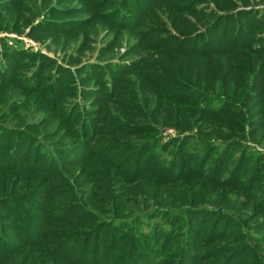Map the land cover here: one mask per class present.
I'll use <instances>...</instances> for the list:
<instances>
[{"label": "trees", "instance_id": "trees-1", "mask_svg": "<svg viewBox=\"0 0 264 264\" xmlns=\"http://www.w3.org/2000/svg\"><path fill=\"white\" fill-rule=\"evenodd\" d=\"M21 1L0 30L84 38H0V264H264V0Z\"/></svg>", "mask_w": 264, "mask_h": 264}, {"label": "rangeland", "instance_id": "rangeland-1", "mask_svg": "<svg viewBox=\"0 0 264 264\" xmlns=\"http://www.w3.org/2000/svg\"><path fill=\"white\" fill-rule=\"evenodd\" d=\"M19 1V0H18ZM24 3L21 1V6L22 8L24 7L25 10H29L31 8H34L38 5L41 4V2L43 0H23ZM4 2V1H3ZM27 2L29 3L27 5ZM77 2H79V0H65V3H62L60 5V7H66V5L68 4H77ZM45 4V3H43ZM21 6H19L18 8H20ZM256 7H262V6H258L255 5ZM252 6H247V8H251ZM17 8V10H18ZM239 8H242L239 7ZM5 13V11H4ZM3 13V14H4ZM57 19H65L67 17H56ZM39 18H37L35 21H37ZM68 20V19H67ZM38 22V21H37ZM236 25V22H233V26ZM94 26V25H93ZM30 30V27H27L24 32L22 34H17L14 32H7L5 29L4 30H0V38L3 39H7V42L9 44H16V41L14 39H18L19 41H22L21 43L25 45V47H30L33 50H41L45 53H48L49 55H51L52 57L58 59V62L63 63L65 62V65H68L67 59H65V57H67L68 54H70L71 52L74 54L75 58L77 56V51L75 50V47H77L80 39L84 38V35H80L81 36L79 39L77 38L76 35H73L72 37H66V36H60L58 35V33H53V32H39L36 33V35H30L27 34ZM51 30H55V29H51ZM110 30L111 27L110 25L103 23V25L101 26V24L98 26H94L93 28L91 27L89 29V33L88 36L91 38V40H89L92 48L88 51V53L82 58L84 60V62H95L97 60V56H98V49L99 47L105 44H108L109 41L108 39L112 37V35H110ZM127 33V32H126ZM108 34V35H107ZM76 36V37H74ZM106 36H108L106 39H104ZM38 37V38H35ZM104 39V41H103ZM127 39H123V41L120 44L117 45H112L110 46V51L107 53V57L104 60H117L122 53L126 52L127 49ZM141 51H138L137 53H135V56H139L138 54H140ZM134 56V55H133ZM128 60L130 59H125L123 60V62H128ZM75 64V63H74ZM70 65H73V63H71ZM177 131L173 128H169V129H163V136H168L176 134ZM262 146V147H260ZM259 147H256L257 149H264V143L262 145H260Z\"/></svg>", "mask_w": 264, "mask_h": 264}]
</instances>
